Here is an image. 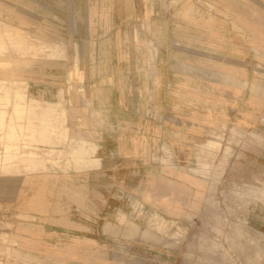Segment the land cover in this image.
Instances as JSON below:
<instances>
[{
    "label": "rangeland",
    "instance_id": "rangeland-1",
    "mask_svg": "<svg viewBox=\"0 0 264 264\" xmlns=\"http://www.w3.org/2000/svg\"><path fill=\"white\" fill-rule=\"evenodd\" d=\"M65 1L0 0V264H264V0H115V25ZM238 21L236 70L210 38ZM99 45L148 64V123L123 129L107 145L119 166L95 175L93 146L65 117L94 111L76 83L89 75L80 52ZM163 47L176 49L174 72L158 71Z\"/></svg>",
    "mask_w": 264,
    "mask_h": 264
},
{
    "label": "crops",
    "instance_id": "crops-1",
    "mask_svg": "<svg viewBox=\"0 0 264 264\" xmlns=\"http://www.w3.org/2000/svg\"><path fill=\"white\" fill-rule=\"evenodd\" d=\"M115 0H71L72 7H82L85 8V15L88 20L95 21L97 23L105 21L109 24H116L117 17L114 15V12H111L110 9L115 8ZM50 2V1H49ZM63 5L65 0H60ZM260 6L261 1L255 2ZM46 4L51 6V3L46 2ZM108 8V13H105L103 17L98 16H90L88 9L90 8ZM99 18V19H98ZM229 24V23H226ZM241 24V23H240ZM235 33H230L228 31V27L226 26L224 31L220 32V39H216L218 37L210 38L211 42L214 40H220V46H224L222 52L219 54L220 63L228 65L231 63L236 66V70L239 68L243 69L244 62L243 58H241L244 54V28L243 25L239 26V21L237 22L236 29L233 31ZM94 34V33H93ZM95 35V34H94ZM99 41H101V34L98 36ZM115 33H108V38H105L100 42V45L103 44L104 41L110 42L114 39ZM209 41V38H206V43ZM210 42V43H211ZM209 43V44H210ZM214 43V42H213ZM92 49L89 53H86L84 50L80 52L82 59L86 57L87 64L85 67H81L84 71L89 72L87 75L85 84L81 85L76 83L78 89L86 88L89 92L86 97H89L91 102L94 105V111L91 113L88 112L86 115H66V124L68 125L69 134H73L76 136H83L84 143L93 146V161H87L86 164H94L95 161L98 162V167L94 169L95 175L98 173H102L103 165L107 160L112 161L113 167L117 168L119 166V161L116 156V152H111L107 150V145H110L113 141L114 143H119L118 135L125 130L127 135L138 134L141 130V135L143 134L144 124L148 123V117L143 115L144 113L138 110V103H143V96L141 97V92L143 94V88L149 87V81L147 80V75L145 73V67L148 64H145L143 59H136L135 51L128 50L126 52V58L118 60L117 56H121L120 53L116 51V49H111L110 47H101ZM196 45V44H195ZM206 45V44H205ZM205 54L207 57H213L215 54L212 52V47L204 46ZM172 51L169 48H164L162 53L159 55L162 57H167V62L158 61L157 67L158 71L163 73L174 72L178 68L179 60L175 58L176 49L174 47ZM193 48V47H192ZM197 48L194 47L192 52L189 53V67L197 68ZM201 53V52H199ZM172 54V55H171ZM85 56V57H84ZM141 56V55H140ZM122 62V63H121ZM140 63V64H139ZM212 69V68H211ZM223 70H227V68H223ZM91 73V75H90ZM119 73H125L124 75H118ZM140 74V78H137V75ZM121 78L122 83V91H120L118 95V85L116 80ZM159 81V80H158ZM162 89L170 87V85H161ZM79 108L85 100L82 98L81 94L78 93ZM117 103L121 105V103H126L128 105L127 110L124 112H120L117 114ZM83 108V107H82ZM127 108V107H125ZM91 110V109H89ZM170 115H162V117H167ZM185 116V115H184ZM189 120V126H196L193 121L196 119L197 115H187ZM171 118V117H170ZM181 119L180 115H172V120L179 121ZM193 121V122H192ZM86 139V140H85ZM88 140V141H87ZM86 149H81V151H85ZM80 151V150H79ZM130 164L132 166L133 161L130 160ZM12 201H17L18 204L20 202V193H12ZM19 206V205H18Z\"/></svg>",
    "mask_w": 264,
    "mask_h": 264
},
{
    "label": "bare ground",
    "instance_id": "bare-ground-1",
    "mask_svg": "<svg viewBox=\"0 0 264 264\" xmlns=\"http://www.w3.org/2000/svg\"><path fill=\"white\" fill-rule=\"evenodd\" d=\"M81 154H84V153L81 152ZM78 155H79V153H78Z\"/></svg>",
    "mask_w": 264,
    "mask_h": 264
}]
</instances>
